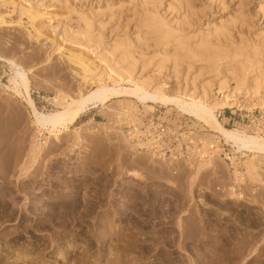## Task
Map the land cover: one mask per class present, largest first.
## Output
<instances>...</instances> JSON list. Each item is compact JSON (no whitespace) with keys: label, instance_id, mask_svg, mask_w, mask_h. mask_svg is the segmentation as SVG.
Here are the masks:
<instances>
[{"label":"rangeland","instance_id":"rangeland-1","mask_svg":"<svg viewBox=\"0 0 264 264\" xmlns=\"http://www.w3.org/2000/svg\"><path fill=\"white\" fill-rule=\"evenodd\" d=\"M184 1L0 0V264H264V171L251 181L249 153H239L238 175L213 154L192 163L132 149L120 128L125 114L182 113L122 97L87 109L56 137L57 130L31 123L30 109L10 81L6 59L26 71L39 111L59 110L64 100L100 84L85 88L69 53L80 54L99 74L108 70V60L90 47L99 44L102 53L117 40L135 45V58L139 50L149 54L160 47L144 27L145 10L182 29L184 37L195 36L193 43L223 23L234 46L242 41L249 53L256 45L264 57V0ZM81 18L92 29L82 28ZM82 29L93 35L87 34L89 46L78 34ZM145 72L152 74L151 67ZM214 74L204 70L201 77ZM170 76L166 84L174 89ZM216 114L227 128L264 136V108ZM257 162L264 170V158Z\"/></svg>","mask_w":264,"mask_h":264},{"label":"bare ground","instance_id":"bare-ground-1","mask_svg":"<svg viewBox=\"0 0 264 264\" xmlns=\"http://www.w3.org/2000/svg\"><path fill=\"white\" fill-rule=\"evenodd\" d=\"M186 5L187 8L189 5ZM145 11V17L142 16L144 21L142 18L141 20L145 29L148 28L147 31L153 33L160 47H155L157 49L149 54L139 50L138 58L134 57L135 45L120 44L121 41L117 42V40L109 44L102 53L98 51L99 44L90 47V50L98 57L108 60V70H102L99 74L95 69H90L80 54L69 53L68 59L79 66L82 85L86 88L95 81L100 84L85 92L79 91L76 98L71 97L69 100H64L59 110L39 111L30 96L26 71L19 63L6 59L13 69V76L10 80L13 89L18 95L22 94L24 102L29 107L31 123L40 129L57 130L52 134L57 137L61 129L66 130L68 124L77 120L84 111L99 105L106 108L108 107L106 103L113 98L122 97L127 101L140 102L148 108H152L155 104L172 106L178 112L188 115L209 128V132L228 142L236 152L245 155L249 153L246 173L250 179L255 178L254 181L256 178L261 180V173L264 170L257 161L259 158H264V136L249 133L237 127L227 128L218 120L216 114L217 110L224 108L236 107L249 111L253 108H264V57L261 56L258 47L250 45L249 54L245 50V45L241 46L242 41L238 43L239 46L237 44L234 46L229 38L227 29L229 26L226 25L228 26L226 28L222 25L223 23L219 27L214 26L210 31L207 30L206 33L202 32L201 37H199L200 33L197 35L199 38L196 37L197 40L195 39L193 43L191 40H194L195 36L191 37L186 34L191 39L184 37L181 34L182 29H173L159 17L157 19L154 12L149 11L152 14L149 12L145 14ZM34 17L35 15L28 14L30 20ZM81 19L84 20L82 28L90 30L92 27L90 21L85 18ZM83 31V29L78 31V34L82 33L83 36L80 37L82 42V38H85L84 42L89 46L93 35ZM85 35L88 37H84ZM74 38L73 41L79 40V37L77 40ZM142 41H145V38ZM180 52L184 55L180 56ZM196 63H198L197 67H195ZM150 67L152 74L145 72ZM181 68L184 71L179 76ZM204 70L215 71V74L202 78L201 74ZM169 74L176 80L174 89H169L166 84ZM103 79H112L115 83L111 86L103 84L101 83ZM240 97L243 99L240 100ZM78 140L83 141L81 136ZM129 146L134 149L133 145L129 144ZM40 152L41 148L38 147L35 153L37 156L33 157L34 160ZM199 168L201 167L195 168L196 174ZM190 184H192L191 181Z\"/></svg>","mask_w":264,"mask_h":264},{"label":"built area","instance_id":"built-area-1","mask_svg":"<svg viewBox=\"0 0 264 264\" xmlns=\"http://www.w3.org/2000/svg\"><path fill=\"white\" fill-rule=\"evenodd\" d=\"M124 117L120 128L134 149L159 160L192 163L208 160L213 154L211 157H221L229 170L240 175V152L217 136L208 137V129L188 115L138 109L132 116ZM230 121L233 125V118H227Z\"/></svg>","mask_w":264,"mask_h":264}]
</instances>
